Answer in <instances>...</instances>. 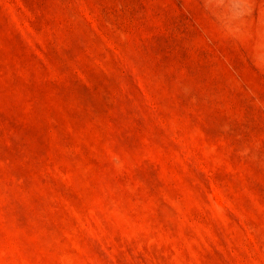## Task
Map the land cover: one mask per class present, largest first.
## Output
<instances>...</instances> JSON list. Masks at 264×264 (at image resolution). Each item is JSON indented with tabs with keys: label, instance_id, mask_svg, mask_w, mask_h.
Returning a JSON list of instances; mask_svg holds the SVG:
<instances>
[{
	"label": "rangeland",
	"instance_id": "1",
	"mask_svg": "<svg viewBox=\"0 0 264 264\" xmlns=\"http://www.w3.org/2000/svg\"><path fill=\"white\" fill-rule=\"evenodd\" d=\"M0 264H264V0H0Z\"/></svg>",
	"mask_w": 264,
	"mask_h": 264
}]
</instances>
